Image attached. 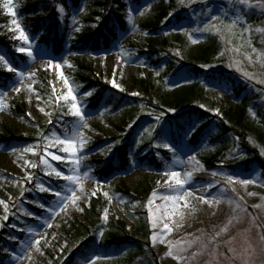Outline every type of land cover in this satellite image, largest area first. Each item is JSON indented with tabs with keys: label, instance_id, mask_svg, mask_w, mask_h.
Returning a JSON list of instances; mask_svg holds the SVG:
<instances>
[{
	"label": "rangeland",
	"instance_id": "obj_1",
	"mask_svg": "<svg viewBox=\"0 0 264 264\" xmlns=\"http://www.w3.org/2000/svg\"><path fill=\"white\" fill-rule=\"evenodd\" d=\"M127 1L132 2L125 11V21L130 31L127 34L119 32L111 50L79 55L70 51L86 28L96 27L97 17L93 13L98 12V9L90 0H84L73 11L69 38L64 43L62 53L56 56L46 44L38 41V34L21 14L26 4H38L40 0H13V6H18L14 7L17 13L15 17L9 15L3 7L5 0H0V10L8 18L1 35L11 42L10 47L15 58L4 47L0 48V54L6 57L16 71L25 74L23 77L17 76L16 71H7L4 63L0 62L1 71L10 73L9 79L4 81L5 87L0 88V201L4 202L0 204V264L59 263L78 231L77 221L82 220L84 210L98 205V202L105 205L101 212L103 217L105 209L108 210V219H103L104 227L97 235L99 243L110 230L116 229V224L123 222L128 229L145 225L149 231H153L147 241L158 258V264H264V241L261 240V236H264V174L254 163L251 170L244 169V165L255 156L252 150L245 148L241 139L235 135L217 136L220 129L214 122L206 128L210 134L201 136L193 146V136L207 124L206 121L197 119L179 133L181 142L176 144L169 134L176 132V129L165 123L166 115L161 108L142 101H112L109 94L102 91L103 85L107 84L119 93L139 97L136 82L151 70L147 55L140 51H146L147 33L142 25L155 13L156 0H141L140 4ZM159 1L165 6L172 5V15H180L185 19L176 29L196 40L188 50L190 57H196L198 46L209 38L215 39L219 44V53L210 65L204 67L207 74L216 72V77L201 79L205 82L206 95L213 103L212 114L215 116L217 112L220 113L232 105V82L245 88V92L256 100L257 105L264 107V43H261L264 36L256 31L257 28H264V8L261 7L260 0H251L256 5L251 9L240 6L243 17L231 29L221 26V21L226 25L234 17L227 0H207V7L213 9V15L218 14L220 8L228 10L227 16L222 15L220 20L212 22L217 27L209 32H191L192 28H202L203 21L208 19L191 17L193 10L199 12L205 8L203 3H193L190 7H185L178 0ZM129 14L132 18L131 24L128 22ZM12 19H16L25 29L29 44L13 38L18 33L12 30L15 28L11 23ZM77 28L80 30L75 31ZM18 47L30 49L32 56L27 52H17ZM48 61H52V67H49ZM169 61L170 58H165L159 66L153 67L154 74L165 72L164 68ZM56 63L60 64L59 71L54 67ZM82 65L90 67L91 71L84 69ZM177 67L178 64L175 68ZM223 72H230L233 80L222 77ZM178 73H181L178 75L180 78L170 80L173 87H178L181 80L188 76L184 69ZM29 74H32L30 79ZM84 78H92V84L86 83ZM65 79L72 87L78 105H84L88 128L81 131L87 137L88 143L83 151V164L91 166V179H81L79 186L73 185V192L79 199L75 204L69 200L63 205V210L57 208L53 214L50 206L55 203L56 198L49 192L39 191L36 185L39 183L52 189L64 188V180L54 174L46 175L53 167L64 174H70V154L60 151L61 145L45 139L52 134L66 138L65 134L75 119L66 114L70 101L58 100L67 94ZM113 81L124 91L112 87ZM86 92H92V95L84 96ZM17 107L23 113L18 112ZM157 117L160 119L157 120ZM140 118V123L136 124ZM190 127H195V131L186 135ZM158 128L161 131L156 134ZM123 131L130 132L128 165L123 173L109 180H102L97 175V170L117 150ZM153 136L155 138L151 142ZM137 141H141L138 146ZM161 143L174 146L176 163H173V152L163 147H154ZM250 143L259 157H264L261 155L264 147L252 140ZM25 148L32 150L25 152ZM161 150L162 153L159 152ZM151 152L159 162L154 166L146 158ZM51 154L64 159L52 160ZM42 155L48 160V167L40 163ZM192 155H195V161H189ZM208 157L214 160L213 164L216 166L207 167L205 159ZM31 164L37 167H31ZM172 170L180 172L181 178L185 172H192L193 175V180L181 190L193 194L178 201L176 206L171 201L162 199L164 196L176 194L174 189L168 187L169 183L174 182L165 175V172ZM213 171L218 175L214 177ZM221 174H235L241 179H252L254 182L248 185L238 181L228 184ZM29 176L32 177L31 180H28ZM148 184L153 187L146 194L144 189ZM208 184L212 187L207 191L203 190ZM222 188L226 191L220 193ZM104 193L108 195L105 196ZM65 194L72 195V192ZM200 196L212 200V203L201 202L198 199ZM217 197L220 203L215 202L214 198ZM181 213L184 216L183 221H180L178 215ZM5 215L7 220L3 219ZM156 217L161 219L157 228L153 229L152 220ZM164 222L169 224L170 232L163 229ZM177 222L181 226L178 227ZM225 227L227 230L221 231ZM28 229L34 231L29 232ZM152 235L159 238L154 242ZM12 237L15 239H11ZM101 247L97 245L88 252L81 253L76 264H92L90 257L93 255L109 257L102 259L106 260V264H157L151 253L126 263L128 257L141 249L146 250L143 242L131 249L109 247L105 250ZM181 248L184 251L178 252ZM245 249L248 251L245 252ZM169 251L172 252L171 256L168 255ZM193 253L197 255L193 256Z\"/></svg>",
	"mask_w": 264,
	"mask_h": 264
},
{
	"label": "trees",
	"instance_id": "obj_2",
	"mask_svg": "<svg viewBox=\"0 0 264 264\" xmlns=\"http://www.w3.org/2000/svg\"><path fill=\"white\" fill-rule=\"evenodd\" d=\"M125 1L90 0L91 4L98 9V12L93 13L97 17L96 27L86 28V31L79 37V42H74L70 51L74 55H79L85 50H88V53L109 51L117 40V29L126 34L130 31L125 22V9L128 5ZM133 1L136 4L141 2V0ZM83 2L84 0H40L38 4H26L21 10V14L26 17L27 23L34 31L37 32L42 29L41 39L45 44H50L49 48L58 56L70 34V18L73 10L80 7ZM154 6L156 7L155 13L142 25L147 33L146 51H140L141 54L147 55L151 70L136 82L139 97H129V100L142 101L161 108L166 115L164 116L166 123L174 125L177 131H182L189 125L191 119L209 118L207 120L210 121V118H214L220 129L217 136L235 135L241 139L240 141L245 148L252 150L255 154L249 160L250 162L244 165V169L246 171L251 170L254 163L264 174V157H259L257 150L253 149L250 143L252 140L264 147V107L258 106L256 100L245 92V88L232 82L233 91L230 95L233 101L232 105L223 109L219 115L214 116L212 114L213 103L208 99L205 82L201 79L202 77H205V80L216 77L214 76L216 72L207 74L204 67L210 65L212 59L219 53V44L215 39L209 38L201 43L200 47L198 46V55L190 57L188 50L192 44L191 39L182 31L175 29V26H178L184 19L180 16L169 15L173 9L172 5L165 6L156 0ZM58 7H62L63 12H58ZM7 22L8 18L0 10V47H6L8 52L13 54L10 47L11 42L1 35V31ZM165 58L171 60L165 66V72L155 75L153 67L159 66ZM177 64L179 66L175 68ZM82 67L91 71L88 66L82 65ZM181 69L186 70L188 76L181 80L178 87H173L170 80L180 78L178 75L181 73L178 72ZM229 73L223 72L221 76L232 81L233 78ZM8 76L9 74L0 71V81H2V77ZM186 80L188 82H185ZM84 81L90 84L93 82L92 78H84ZM2 85L1 83L0 86ZM102 89L109 94L112 101L125 102L128 98L127 95L119 93L107 84L103 85ZM16 109L23 113L21 108L17 107ZM139 122L140 119L136 121V124ZM204 134H208V131L201 133V135ZM128 148V141L123 140L117 148L116 156L98 168L97 175L99 178L109 180L125 170L128 164ZM149 160L151 164L155 163L152 158ZM213 163L214 160L211 157L206 159L207 167L214 166ZM152 187L153 185L148 184L144 192L148 194ZM104 206L103 203L98 202V205L84 210L82 220L77 221L78 231L74 239L69 242V250L57 264H76L77 257L81 253H86L98 245L97 235L104 227L101 213L105 208ZM115 228V230H110L101 240L102 249L106 250L109 247L121 249H129L130 247L131 249L134 245L143 242L146 250L142 251L141 249L133 256L128 257L126 263L151 253L153 261L158 264V258L152 252L150 242L147 241L153 231H149L145 225L132 226L127 229L123 222L116 224ZM95 262L96 264H106V260L102 259Z\"/></svg>",
	"mask_w": 264,
	"mask_h": 264
},
{
	"label": "snow or ice",
	"instance_id": "obj_3",
	"mask_svg": "<svg viewBox=\"0 0 264 264\" xmlns=\"http://www.w3.org/2000/svg\"><path fill=\"white\" fill-rule=\"evenodd\" d=\"M178 3L181 4L182 6L185 7H190L191 4L193 3H203L205 5L204 9H201L199 12L196 11H192L191 13V17L193 19H196L198 17H205L208 18L206 20L203 21V27H196V28H192L191 32H209L210 29L212 28H216L217 25L215 22L217 20H220V17L223 16H227L228 15V10L224 9V8H220L219 9V13L216 15H213V9L208 8L207 7V0H178ZM227 3L229 5V8L234 12V17L231 21V23L229 24H223V21H221V26L231 29L233 27H235V25L241 21L242 17H243V12L240 6H244L245 9H251L252 7H255L256 5L253 4L251 2V0H227ZM260 5L262 8H264V0H260ZM3 7L6 9L7 13L13 17H15L17 15V13L14 11V7H18V6H13V0H5V3L3 4ZM58 12H63V8L62 7H58ZM82 10V9H81ZM141 14H143L141 12ZM169 15H172V13H170ZM128 22L131 24L132 23V18H131V14H129L128 16ZM11 23L15 26L14 29H12L14 32L18 33V36H14V39H19L21 41H23L25 44H29V36L26 35V31L25 29L17 22L16 19H12ZM80 29L77 28L75 29V31H79ZM249 31H251V29H248ZM256 31L258 33H260L262 36H264V28H257ZM189 39L192 40L193 43H196V40L192 38V36H189ZM261 43H264V39H262ZM17 52L20 53H24L27 52V54L29 56H32V52L30 49H26L24 47H18L16 48ZM0 62L4 63V66L6 68L7 71L13 72L16 71V69H14L10 62L7 61L6 57L3 54H0ZM66 63V61H65ZM48 65L49 67L53 66L52 61H48ZM54 67L56 68L57 71H59L60 69V64L56 63L54 65ZM203 67V66H202ZM17 76L23 77L25 74L22 72H18L16 71ZM32 74H29V79L31 78ZM157 75H159V73H157ZM247 75V74H245ZM249 79H252V77H248ZM61 79H63V75L61 74ZM185 82H188L187 80ZM258 83L261 81H257ZM64 85L65 87L68 88L67 94L59 97L58 100L62 99L64 101H70V108L68 113L66 114H70L72 117H74V121L71 124L70 130H68L66 132V138H61L60 136L56 135V134H52L50 137H45L46 140H50L52 143L56 144V145H61L62 147L59 149L60 151L64 152V153H68L70 154V159H68V163L71 165L68 168V172L70 174H64L61 170L53 167L51 168L50 172H47L46 175H55V177L60 178L62 180H64L66 182L64 188L61 189H52V188H48V187H44L42 184H37L36 188L41 191V192H49L52 196H54L55 199V203L52 204L50 206V211H52L53 214H55V210L57 208H59L60 210H63V205H65L69 200L72 201L73 204L76 203V201L79 199V197L75 196V193L73 192V185L79 186V182L81 179H91L90 176V169L91 166L90 165H84L83 164V160H84V155H83V151L87 146L88 143V139L87 137L84 135L83 131H81V129H86L88 128V124L86 122V117H85V113L83 111L84 105H78L77 103V98L76 96L73 95V90L72 87L69 86L68 81L65 79L64 80ZM112 87L114 88H119L120 91H124V89L122 87H120L118 84H116L114 81L112 82ZM15 91H19V89H14ZM92 92H86L84 93V96H91ZM131 95H138L137 93H131ZM201 107H204L203 105H201ZM41 111H43V109H41ZM251 111V109H250ZM217 115H219V113L217 112ZM157 120L160 119V117L156 118ZM129 127H131V125H129ZM146 132H148V129H145ZM152 131H155V129H152ZM195 131V127H190L188 132L186 133V135H190L192 132ZM149 135H151V133L149 132ZM141 141H137V146L139 145ZM47 147V146H46ZM154 147H163L164 149H167L168 151H171L174 153V160L173 163H176V159H175V148L174 146H170L169 143H161V144H157L154 145ZM31 148H25L24 151L28 152L31 151ZM110 152V150H109ZM48 154V153H46ZM79 154V155H78ZM237 155H239V153H237ZM261 155H264V150L261 151ZM51 159L55 160V161H60L61 159H64L58 155L55 154H51ZM196 157L195 155H192L189 157V161H195ZM25 163H29L28 161H25ZM40 163L42 165H44L45 167L49 166V162L48 160L45 158L44 155H42L40 157ZM198 163V162H197ZM31 167H37V165L35 164H31ZM165 175L169 177L170 181L174 182V183H169L168 187L171 189H174L175 191V195L172 196H164L162 197L163 200L165 201H171L173 203V206H176L178 201H183L185 200V197L187 196H191L193 193L191 192H187V191H181L182 189H184L185 184L190 183L193 180V175L192 172H185L183 174V178H181V173L175 170L169 171V172H165ZM212 175L215 177L218 175L217 172L213 171ZM224 175V174H221ZM32 177L29 176L28 180H31ZM224 179L228 184H232L234 181H238L240 184L243 185H248V184H252L254 181L252 179H241L238 176H236L235 174H226L224 175ZM219 183V181H217V184ZM212 187L211 184H208L203 190L207 191L208 188ZM82 190V189H81ZM224 191H226V189H220V193H223ZM67 192H72V195H67L65 193ZM105 196H107V193H104ZM248 195H253V193H248ZM219 196V194H218ZM198 199L206 204H211L212 200H208L205 199V197L200 196L198 197ZM216 203H220V199L214 198ZM4 203L3 201H0V204ZM149 204H151V201H149ZM41 207H44V205H40ZM185 207H187V205H184ZM82 210V209H81ZM107 209H105V215L103 217L104 220L108 219L107 216ZM151 211V209H150ZM180 217V221H183L184 216L183 214H178ZM7 215H5L3 217L4 220H7ZM151 219V217H150ZM160 217H156V219L152 220V228L156 229L158 226V222L160 221ZM2 226V225H0ZM49 227H51V225H48ZM177 226H181V224L179 222H177ZM163 229L164 230H168L169 232L171 231V229L169 228V224L167 222L163 223ZM227 227L221 229V231H226ZM29 232H33V229H28ZM217 235H219V233H217ZM100 236H103V232L100 233ZM159 237L157 235H152L151 239L152 241H156ZM11 239H15V237H12ZM261 240L264 241V236H261ZM38 243V242H37ZM191 246V242L189 243V247ZM169 247H171V245H169ZM5 251H7V249H5ZM184 251L183 248L178 249V252H182ZM231 251V249H230ZM248 250L245 249V252H247ZM254 251V250H253ZM168 255L171 256L172 252L169 251ZM197 255L196 253H193V256ZM20 257H13V259H19ZM109 257H100L99 255H93L92 257H90V260L92 261V264H95V261L100 260V259H108Z\"/></svg>",
	"mask_w": 264,
	"mask_h": 264
}]
</instances>
